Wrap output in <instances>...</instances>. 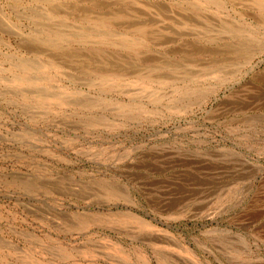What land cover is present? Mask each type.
Segmentation results:
<instances>
[{"label":"rangeland","instance_id":"374dc122","mask_svg":"<svg viewBox=\"0 0 264 264\" xmlns=\"http://www.w3.org/2000/svg\"><path fill=\"white\" fill-rule=\"evenodd\" d=\"M263 7L0 0V264H264Z\"/></svg>","mask_w":264,"mask_h":264},{"label":"bare ground","instance_id":"6f19581e","mask_svg":"<svg viewBox=\"0 0 264 264\" xmlns=\"http://www.w3.org/2000/svg\"><path fill=\"white\" fill-rule=\"evenodd\" d=\"M264 8V7H263ZM260 9H262V8H260ZM259 12V11H258ZM154 80V79H153ZM139 223H140V221H139Z\"/></svg>","mask_w":264,"mask_h":264}]
</instances>
